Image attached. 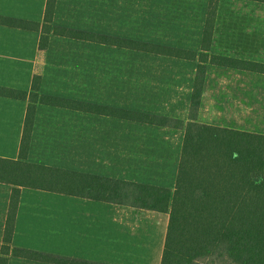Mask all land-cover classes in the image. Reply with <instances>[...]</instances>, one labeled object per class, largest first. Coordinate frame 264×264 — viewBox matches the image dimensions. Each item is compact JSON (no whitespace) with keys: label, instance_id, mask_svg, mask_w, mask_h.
<instances>
[{"label":"crops","instance_id":"1","mask_svg":"<svg viewBox=\"0 0 264 264\" xmlns=\"http://www.w3.org/2000/svg\"><path fill=\"white\" fill-rule=\"evenodd\" d=\"M37 1L40 3L39 7L45 13L47 0ZM57 6L58 0L56 1L54 20ZM25 19L43 22L44 15L42 20ZM61 25L97 31L72 24ZM0 26L9 29L38 32L41 36V32L36 30ZM97 32L140 39L105 31ZM220 32L214 35L211 53L249 58L242 54H235L238 51L231 54L227 50H225L226 52H221L217 45V40L222 35ZM53 38L69 43L76 42L104 48H116V50L131 54L196 62L194 76L190 84L189 98L185 94L173 97V92L170 89L162 91L158 86L159 83L152 81L120 83L121 81L116 80L109 82L118 90L113 93L114 95L105 94L107 92L103 91H99L93 96L83 95L84 97L73 96L65 92H45L43 88L46 79L48 55ZM227 40H229L228 37ZM187 49L195 50L199 53L201 52V43L196 49ZM45 62L41 86L42 93L159 114L182 120L185 125L190 120L191 99L198 64L197 59L178 58L137 49L51 35ZM213 67H219V65L207 64L205 85L197 120L211 125L264 134V119H259L260 122L255 124L258 120L245 115L249 112L255 113L258 111L254 109V103H249L250 99L253 98L249 97L251 91L244 93L228 90L234 88V85H236L235 88L245 89V86L250 87L255 85V83L229 82L224 84L226 85L225 87H221L223 85L221 82H210L209 75ZM34 72L35 66L31 82L27 87L0 85L24 90L29 94L32 89ZM115 79L112 78L110 80ZM221 88L227 89V92H221ZM28 103V98L19 99L0 95L1 157L11 159L20 157ZM184 134V128L160 126L106 114L37 103L27 160L51 167L174 189ZM0 185L7 187V193L0 191V202L3 203V209L7 211L8 216L13 185L1 182ZM36 217L39 218L38 222L33 221ZM168 223L169 212L21 187L12 245L37 250H40L38 248L47 247L54 250L48 251L50 253L79 260H88L98 264H161ZM31 233L34 235L29 238H34V240L30 239L27 243L25 241V243L19 245L13 243L18 235L28 236ZM43 242L50 243V245H42L41 243Z\"/></svg>","mask_w":264,"mask_h":264},{"label":"trees","instance_id":"2","mask_svg":"<svg viewBox=\"0 0 264 264\" xmlns=\"http://www.w3.org/2000/svg\"><path fill=\"white\" fill-rule=\"evenodd\" d=\"M57 0H47L43 22L0 14V25L41 32L32 89L0 85V95L28 98L18 159L0 156V182L13 185L0 264L11 256L46 264H98L48 251L12 245L21 187L76 195L169 212L161 264H264V134L202 123L197 120L207 64L264 74V61L211 53L220 32L221 0H209L201 52L56 24ZM264 5V0H243ZM197 59L190 120L92 103L41 92L50 35ZM37 103L106 114L160 126L184 128L174 189L51 167L27 160Z\"/></svg>","mask_w":264,"mask_h":264},{"label":"rangeland","instance_id":"3","mask_svg":"<svg viewBox=\"0 0 264 264\" xmlns=\"http://www.w3.org/2000/svg\"><path fill=\"white\" fill-rule=\"evenodd\" d=\"M209 0H58L56 24H72L97 31L111 32L142 40L196 49L201 43ZM221 52L238 51L264 61V5L243 0H221ZM37 0H0V13L30 19H41L44 10ZM53 35V34H52ZM51 37V35H50ZM227 37L229 40H227ZM40 34L0 26V84L27 87L31 82ZM47 57V56H46ZM46 63V62H45ZM196 62L161 59L143 54H131L53 38L48 55L45 92H65L73 96H93L99 91L114 95L118 90L109 82H158L160 89L173 92V97L189 98L190 84ZM116 78L115 80H110ZM210 82L255 83L245 89H228L248 93L255 113H246L258 121L264 119V74L242 72L228 67H213ZM228 88V86H227ZM252 88V89H251ZM221 92L227 89L221 88ZM83 96V97H84ZM224 98V97H222ZM221 98V99H222ZM244 118V115H243ZM7 193V187L0 185ZM0 202V244L4 238L7 211ZM33 221H39L36 217ZM18 235L14 244L34 238ZM42 239V238H41ZM42 245H50L43 242ZM40 250L54 251L42 247ZM9 264H46L36 260L13 257Z\"/></svg>","mask_w":264,"mask_h":264}]
</instances>
